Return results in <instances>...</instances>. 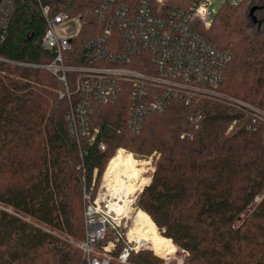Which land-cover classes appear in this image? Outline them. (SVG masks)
Wrapping results in <instances>:
<instances>
[{
	"label": "trees",
	"instance_id": "obj_1",
	"mask_svg": "<svg viewBox=\"0 0 264 264\" xmlns=\"http://www.w3.org/2000/svg\"><path fill=\"white\" fill-rule=\"evenodd\" d=\"M3 2L0 264H88L78 247L85 238L83 189L96 178L97 191L119 150L160 155L148 186L144 188L150 180L140 176L138 166L135 178L143 190L137 207L165 236L162 251L171 254L176 246L187 251L184 264H264V199L248 212L264 191V142L262 131L249 128L250 116L224 103L176 101L146 117L141 132L131 134L126 128L130 98L124 93L102 106L93 122L100 130L98 142L90 145L83 139L79 146L66 120L69 103L60 98L62 83L48 71L24 64L54 59L42 46L46 22L41 5L53 14L81 18L84 28L67 58L68 64H78L69 58L84 53L83 41L99 34L94 11L101 0H14L1 11ZM254 7L258 5L227 3L207 37L231 56L221 89L264 109V15L256 14L261 25L254 24ZM185 133L190 135L182 138ZM101 143L106 150L100 149ZM128 262L162 260L142 250Z\"/></svg>",
	"mask_w": 264,
	"mask_h": 264
},
{
	"label": "built area",
	"instance_id": "obj_2",
	"mask_svg": "<svg viewBox=\"0 0 264 264\" xmlns=\"http://www.w3.org/2000/svg\"><path fill=\"white\" fill-rule=\"evenodd\" d=\"M3 1L1 11L8 10L14 0ZM227 3L245 8L256 4L264 9V0ZM41 10L46 22L42 46L53 53L54 59L46 64L24 65L44 69L62 83L60 98L69 103L66 120L79 146L83 139L90 145L98 142L100 130L92 127L93 122L102 106L124 93L130 98L126 128L131 134H139L146 117L162 113L173 102L191 105L207 100L243 110L251 118L249 128L262 131L264 142V109L221 89L231 56L207 37L218 14L213 0H101L94 11L100 32L83 41L84 53L70 56L78 62L75 65L68 64L67 58L84 28L81 18L63 12L53 14L48 6L41 5ZM100 149L106 150L105 144L101 143ZM81 159L85 180L82 152ZM95 188L96 178L91 187L83 189L85 238L78 247L88 264H112L116 242L124 237L116 220L127 219V214L115 210L114 203L107 200L104 184L97 191ZM263 199L264 191L256 196L248 212ZM112 230L117 238L105 243ZM128 242L117 258L120 264H127L131 254L140 250L137 245L131 246L130 239ZM187 256V251L177 248L174 254L161 258L163 264H184Z\"/></svg>",
	"mask_w": 264,
	"mask_h": 264
},
{
	"label": "bare ground",
	"instance_id": "obj_3",
	"mask_svg": "<svg viewBox=\"0 0 264 264\" xmlns=\"http://www.w3.org/2000/svg\"><path fill=\"white\" fill-rule=\"evenodd\" d=\"M139 163L138 160L132 158L131 154H117L111 160L106 170L105 179L108 180L113 187L119 186L122 195L121 197L125 198L124 205H121L120 203L113 204L115 210H117V208L121 210L119 212H122V210H128V202L131 201L129 200L130 196H134L139 191V184L134 177V169ZM119 175H123L120 182L117 180ZM128 237L131 242L136 243L138 248L145 246L147 249L149 248L155 251H160L165 246V240L160 236L156 225L148 214L142 210L137 211L134 226H132ZM176 251L177 249L175 252ZM175 252L166 254L172 255Z\"/></svg>",
	"mask_w": 264,
	"mask_h": 264
},
{
	"label": "rangeland",
	"instance_id": "obj_4",
	"mask_svg": "<svg viewBox=\"0 0 264 264\" xmlns=\"http://www.w3.org/2000/svg\"><path fill=\"white\" fill-rule=\"evenodd\" d=\"M227 2H228V0H213V8L216 11L219 12L227 4ZM257 15L258 16L261 15V17H262V15H264V10L258 11L257 12ZM126 154H131L132 158H134V159H136V160H138L140 162L139 164H137V166L139 168H141V170H142L140 176L143 177L144 179H149L150 180L144 186V188H145L152 181L153 174H154V172L156 170V166L155 165H156V162L158 161V159L160 158V155L158 153H154V154H152L150 156H143V155H137V154L131 153L129 151H126ZM108 166H109V164L107 165V167L105 168V170L102 173V176H101V179H100V183H99V185L97 187V190L102 186V184H104L103 192H105L107 195H109L107 197V200L111 201V203H120L121 205H124V202H125L124 199L125 198L121 197L122 195L120 193V187L119 186L113 187L112 185H110V183L108 182V180L105 179L106 170H107ZM137 166H136V168H137ZM136 168L134 169L135 170L134 177H135V173H136ZM122 176L123 175H119L117 177V180L119 182H120ZM105 187H108L109 188V192H107V190H106ZM140 193H141V187L139 186V191L135 194L136 196L135 195L134 196H130V198H129V200H131V201L128 202L129 203L128 204V210H125V211L122 210L123 213L127 214V219L124 218V219H121V220H119V219L116 220V223L120 225V227H118V229L124 233V237L122 239H120L118 242H116V247L113 250V254H112V257H113L112 264H120L117 261V258H118L119 254L121 252L120 249L122 247H124L126 244L129 245V242H128L129 239H128V236L127 235L130 233V231L132 229V226H134V220H135V215H136L137 211L138 210H141V209H139L137 207V199H138V196H139ZM117 211H121V210L119 208H117ZM244 221H245V219L241 223H238L237 226H241L244 223ZM125 224H127L126 227H124ZM158 232H159L160 236L162 237L163 236V233L159 229H158ZM110 235L111 236H109V238L107 240V243L108 242H113L117 238V234H116V231L115 230H112V232L110 233ZM164 237H162V238H164ZM165 244H166V241H165ZM131 246L136 247V243L133 242ZM177 248L178 247L176 246V249ZM142 250L153 252V254L155 256H157L158 258H160L162 260V263L161 264H163V259L161 257H159L158 255H156L155 252L161 253L164 256L167 255L166 252H164L162 250L155 251V250H152V249H149V248L147 249V247H145V246L142 247V248H140V250H139L138 253H133V254H135V255L136 254H139ZM127 264H134V263L128 262Z\"/></svg>",
	"mask_w": 264,
	"mask_h": 264
},
{
	"label": "water",
	"instance_id": "obj_5",
	"mask_svg": "<svg viewBox=\"0 0 264 264\" xmlns=\"http://www.w3.org/2000/svg\"><path fill=\"white\" fill-rule=\"evenodd\" d=\"M0 3H1V0H0ZM258 10H260V9L257 8V7L252 8L251 11H250V17H251L252 22L254 24H258L260 26L261 22L258 20V18L255 15Z\"/></svg>",
	"mask_w": 264,
	"mask_h": 264
},
{
	"label": "flooded vegetation",
	"instance_id": "obj_6",
	"mask_svg": "<svg viewBox=\"0 0 264 264\" xmlns=\"http://www.w3.org/2000/svg\"><path fill=\"white\" fill-rule=\"evenodd\" d=\"M256 14H257V12H256ZM256 14H255V15H256ZM256 17H257V15H256Z\"/></svg>",
	"mask_w": 264,
	"mask_h": 264
}]
</instances>
